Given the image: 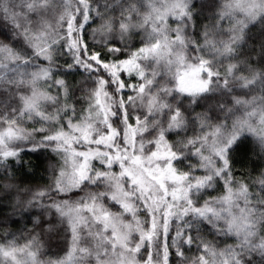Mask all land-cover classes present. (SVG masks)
Instances as JSON below:
<instances>
[{
	"label": "snow or ice",
	"instance_id": "6c2138e0",
	"mask_svg": "<svg viewBox=\"0 0 264 264\" xmlns=\"http://www.w3.org/2000/svg\"><path fill=\"white\" fill-rule=\"evenodd\" d=\"M257 22L264 0H0V168L50 154L26 206L66 240L5 231L0 264H264V171L234 166L264 151Z\"/></svg>",
	"mask_w": 264,
	"mask_h": 264
},
{
	"label": "trees",
	"instance_id": "16d2710c",
	"mask_svg": "<svg viewBox=\"0 0 264 264\" xmlns=\"http://www.w3.org/2000/svg\"><path fill=\"white\" fill-rule=\"evenodd\" d=\"M200 3H205V0H198V5ZM118 11L117 8V14ZM211 15V10L205 9L196 18L198 25L209 23ZM0 26L7 28V25ZM242 52V58L250 60H259L261 55L264 54V23L257 22L250 25L245 36ZM68 79L79 81L82 77L79 74H74ZM196 110L203 111L204 108L201 106ZM22 155L23 166H21V163H15L9 164L6 169L0 168V233L5 231L16 232L18 235L24 233L25 236L39 233L44 245L42 251L45 256L56 253L62 255L63 249L66 247V240L62 232L63 225H60L53 232L42 231L49 222L46 220V216L41 215L44 210L35 206H26L27 201L31 199L34 192L45 188L51 183L49 169L50 164L54 161L49 159V153L36 154L29 152ZM234 166L236 174L248 180L259 177L261 172L264 171V151L261 150L260 145L253 138H249L235 153ZM252 190L255 191L256 189L253 188ZM37 217L41 219V225L35 224L34 221ZM51 222L57 223L54 214H52ZM209 238L212 237L209 236ZM228 242L232 243L231 240ZM252 259L255 264H259L260 257L258 254H253Z\"/></svg>",
	"mask_w": 264,
	"mask_h": 264
}]
</instances>
